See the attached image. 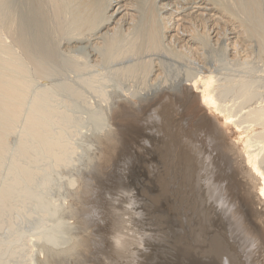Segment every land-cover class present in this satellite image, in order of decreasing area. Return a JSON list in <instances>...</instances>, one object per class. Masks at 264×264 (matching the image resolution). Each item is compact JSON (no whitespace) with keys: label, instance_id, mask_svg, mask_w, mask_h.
<instances>
[{"label":"bare ground","instance_id":"obj_1","mask_svg":"<svg viewBox=\"0 0 264 264\" xmlns=\"http://www.w3.org/2000/svg\"><path fill=\"white\" fill-rule=\"evenodd\" d=\"M71 75L93 151L44 264H264V0H0V143L23 125L55 168L75 155L41 127Z\"/></svg>","mask_w":264,"mask_h":264},{"label":"rangeland","instance_id":"obj_2","mask_svg":"<svg viewBox=\"0 0 264 264\" xmlns=\"http://www.w3.org/2000/svg\"><path fill=\"white\" fill-rule=\"evenodd\" d=\"M70 77L68 76L66 78L68 80L65 79L63 84L66 87L68 82L71 83L72 86H69L72 88L74 86V92L79 86L76 93L71 88L66 87V89H69L67 91L64 87H60L63 86L62 83L59 86L61 89L58 87H54V89L52 76L49 80L48 77L34 79L33 81H37L33 85L38 84L34 85L36 88L34 87L35 89L33 88L32 92L35 94L34 91H38L41 87L44 88L46 84L52 85V88L57 91L50 88L51 91L47 93L49 95L44 97L45 99L42 98L44 100V102L42 100V103H44L42 108L47 107L46 111L52 109L49 113L44 112L47 117H44V110L41 109V116L45 118L42 119L41 126L44 131L41 129L43 132L50 131H47L50 134H44L46 137L48 134L49 143H52L55 138L56 141H60V144L72 145V148L76 149L74 151L78 153L67 155L65 162L55 168L57 166H55L53 151L52 153L50 151L51 148L49 149L47 146L44 151L45 143H37L38 140L36 141L33 135L28 134L23 125L5 132L0 143V264H42V261L46 259L43 250L48 248L52 251L53 249L60 250L62 247L60 245H63V247L67 245L65 243V230L69 229V226L68 222L66 223L67 220L61 216L59 205L63 204V202H60L63 201L69 190L72 177L81 173L80 167L86 163L92 154L93 148L85 146L90 144L92 139L90 136L93 137L94 134L91 131L95 129L90 119L91 114L88 112V110H92L91 105L94 101L92 93L88 92V88L84 89L81 85L77 86V82L72 84V81L76 79L72 78V75ZM44 81L47 83H44ZM78 92L79 94H77ZM46 98L49 100L47 99V101ZM53 108H57L56 114L62 112L63 117L66 118L59 119L58 114L56 118V114L52 111ZM58 110L59 112H57ZM51 112L55 114L54 117H52ZM53 118H56L57 121ZM58 120H63V122ZM46 137H43V139ZM48 139L46 141L44 139V141L48 143ZM145 160L148 159L144 158L143 161ZM154 162H156V159ZM139 186L136 182L131 185L134 191H137ZM150 195L158 197L160 194L157 191L150 192ZM139 197L141 196L139 195ZM189 198L192 200L191 197ZM210 220L211 218L199 220V224L196 226L197 231L193 229L186 230L187 235L190 231L198 233L202 237L204 246L211 244L212 240L219 241L220 232L217 227L213 226V221ZM179 228L182 229L180 226ZM163 231L168 239L169 232L167 228L164 227ZM56 240L57 242H55ZM61 242L65 244H60ZM70 243L71 241L68 242V246ZM167 247L171 250L170 245H167Z\"/></svg>","mask_w":264,"mask_h":264}]
</instances>
